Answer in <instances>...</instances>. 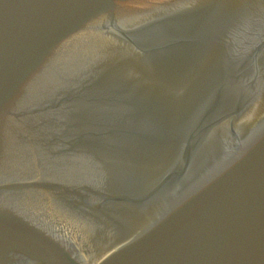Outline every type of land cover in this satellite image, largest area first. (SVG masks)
I'll use <instances>...</instances> for the list:
<instances>
[{
  "label": "water",
  "instance_id": "obj_1",
  "mask_svg": "<svg viewBox=\"0 0 264 264\" xmlns=\"http://www.w3.org/2000/svg\"><path fill=\"white\" fill-rule=\"evenodd\" d=\"M0 264H264V0H0Z\"/></svg>",
  "mask_w": 264,
  "mask_h": 264
}]
</instances>
